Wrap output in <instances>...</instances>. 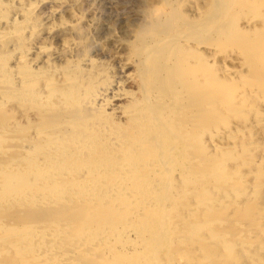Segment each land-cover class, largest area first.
Masks as SVG:
<instances>
[{
    "label": "rangeland",
    "instance_id": "1",
    "mask_svg": "<svg viewBox=\"0 0 264 264\" xmlns=\"http://www.w3.org/2000/svg\"><path fill=\"white\" fill-rule=\"evenodd\" d=\"M2 1L4 3L5 1L9 2V0ZM30 1L33 3L35 1L34 5H30L33 4L32 2L28 4V0L17 1L19 2L15 3V6L19 7L17 11L5 8L0 10V14L3 13L4 16L0 23H6L0 25V28L10 29L13 24L12 18L18 21L21 20V17L27 18V16H29L31 26L23 29L15 36L0 41V79L3 80L7 77L5 82H9L13 74L12 70L22 66L21 69L24 67L25 69L31 68L30 63L27 65L22 59L18 61L16 56L21 51L35 50L31 57L36 56L39 60L41 54L42 61L37 64L34 70L56 69L52 73L53 76L50 75L52 79L57 78L59 80V78H64L65 74V76L76 78L74 81L75 83L79 81L81 86L79 88H84L87 91L105 86L113 87L115 91L117 89V91L125 94L124 99H119L117 102L108 101L105 104H91V107L89 106L98 118L103 119L105 117L104 123L106 122L105 124H108L113 130L124 126L123 124L127 121L125 117L117 118L116 112L126 110L133 105L145 104L142 99L144 90L148 89L146 90L147 98L153 105H156L157 93L150 88L153 85V79L148 77L149 74L147 73L149 72L147 64L149 65V61L156 53H152L153 55L145 54L142 48L163 38L166 34L175 35L180 50L188 56L186 65L182 70L187 85L190 86L199 82L204 86L211 83L213 87L208 85L211 89L207 92V96H204V93L185 91L183 82L178 79L177 81L180 83L175 87L174 94L176 97L171 93V97L165 99L163 103L164 105L173 102L176 106L170 110H160L159 108L156 110L157 117L164 118V120H168V124L172 122L171 124H175L179 128V131H176V137L175 134L171 137L172 147L178 145L176 147L178 148L183 144L191 145L190 162L186 165L183 164V166L186 167L187 172L197 174L193 177L194 182L187 183L184 188L181 187V190L177 179L180 169L177 170L178 166H176V170L170 172L171 184L160 183L162 187L159 184L156 193H154L157 195L159 192L163 193L161 190H164L163 194L165 195L164 197L160 196V200L157 197L153 198L160 202L158 207L162 211L160 213L162 215L158 212L159 218L164 217L160 223L161 230L167 227L170 232L168 236H165L166 238L163 237V240L170 239L171 242L167 248H163L160 255L170 258V261H174L175 258V263L177 261L180 264H192V262H184V259H180L179 256L186 257V255L201 253L210 249L215 250L220 255L225 254L220 243L222 241L219 240L221 237L217 238L214 244L199 242L196 238V240L194 238L176 239L177 233L174 231L183 228L182 222L184 220H181V217L184 218L185 216V220L192 221L211 219L209 230L220 233L223 241H231L235 244V249L238 246L237 250L243 248L244 254L248 252L256 256L259 253L261 258H264V251L256 252L257 250L254 249L257 243L264 240V186L255 187L258 183L264 182V0H59L60 2L58 0H44L35 9L33 6H36L38 0ZM26 11L28 13L25 14ZM33 24H35L34 28ZM192 25L198 28L194 29ZM30 30L32 31L30 32ZM159 30L160 32H158ZM177 43L173 45L178 47L176 46ZM38 50L41 51L40 54ZM45 56L47 59H44ZM48 63L53 67L49 65L48 68ZM170 63L173 64L174 60H171ZM13 66L14 69H12ZM146 77L149 78L148 81ZM113 84L116 85H114L115 88ZM202 97H204L203 100ZM136 98L140 99L137 100ZM192 102L197 104L195 111L200 114L197 115L194 110H191L192 115L189 112L188 118L183 117L181 119L179 117V121L176 120V109L191 107ZM109 103L111 104L109 105ZM82 109L85 110V106ZM140 117L144 119L148 116L143 114L142 110ZM194 117L199 118L198 121L193 120ZM39 118L40 113L30 104H21L9 100L5 105L0 106V160L7 161L10 157L22 155L20 147L17 148V146L23 143H31L36 139L33 134H30V130L38 126ZM199 120L201 123H206L202 125V133L200 132L202 146L194 140L193 135L195 125L199 123ZM147 151L146 149L145 153ZM132 157L134 158L133 155ZM221 160L225 161L223 169L220 171L224 181L220 187L214 182L210 181L209 183L211 187L213 185L219 187L218 189L215 188L219 192L216 195L220 194L222 197L221 192L225 194L224 191H231L232 194L236 191H243L244 194L241 193V196L235 197L233 203L229 201L230 197H222L215 203H211L208 210H192L190 201L200 200L204 197L201 195V198H198L200 197L198 185L206 182V177L199 172L205 171L209 164ZM200 161L204 162L201 171H199ZM147 164L145 167L154 169L152 164V166ZM12 165L16 166L14 163ZM143 167L137 168L133 164L126 171L127 175L135 179L143 178L147 173L144 172L145 168ZM111 170L109 173L116 172ZM105 172L103 174L106 176L108 171ZM155 172H153V176L157 177ZM234 172L236 175H231ZM164 174L168 175L167 173ZM225 176L228 178L226 179ZM221 189L224 190L221 191ZM183 190L185 193H181ZM52 204L54 203L48 202L41 206L34 203V205H26L25 208V206L20 207L18 205L13 207L14 204L12 203V205L5 206L4 212L9 214V218L3 217L0 223L3 226L20 227L25 221L15 217L16 213L23 210L42 212L51 208ZM75 206L84 208L83 206L86 205L76 204ZM96 206L102 205L97 203ZM54 207H58V209L61 207V210L75 208L73 204L67 202H63L61 205L55 204ZM177 208H185L184 211L182 210L184 213L181 214V217L175 216L174 210ZM136 210L139 212V209H136L134 205H127L123 210L114 205V208H108L110 213L107 211L103 214L100 222H107L109 219L120 222L119 218L129 222L131 216L130 225H140L143 220H141L142 223H139L136 216L133 218V213H138ZM247 210L252 211L246 213ZM35 218L37 219L32 221L37 220V224L42 226L50 221L55 227L58 226L53 217H43L41 214L40 217ZM51 218L52 220H50ZM62 224H60L59 230L62 228ZM41 225L39 229H44ZM52 229L54 230V228H49V231ZM59 230L56 234L60 233ZM49 231L44 232L42 230V233L44 232L41 235L42 238L38 239V242L36 241V245L34 244L31 252L37 254L35 255V257L38 256L37 259L32 258L33 260L28 261L24 259L23 263L42 264L46 255L57 259V263L63 264H74L75 262L90 264L92 259L95 260L99 257L94 258L97 254L102 255L103 258L107 256L109 261L118 254H120L119 257L124 256L125 258H130L133 253L145 255V251L142 249L134 252L131 247H125L126 249L122 250V253H117L111 258L108 253L104 254L106 246L99 240L100 236L94 235L91 244L86 245L85 248L81 245V249L88 254H81L80 256L77 254L80 247L75 248L74 243L65 242L69 240L67 238H65L64 243L55 242L53 239L59 240V235L56 237L54 231ZM46 234H50V236ZM131 235L129 236L130 239L127 237L128 241L138 242L141 240L145 246L150 243L151 233L149 231L140 233L139 236ZM13 240L0 241V249L3 250L5 247L13 252L10 247ZM96 241L98 242L96 243ZM88 246L90 247L87 248ZM244 246H247L249 250ZM117 247L120 248V246ZM41 254H45L43 260L39 259ZM1 257L0 255V261L4 259V261L9 262L8 258ZM17 257H20L19 253ZM172 257L174 258L172 259ZM12 263L10 261L6 264ZM247 263L259 264L256 260ZM201 264H213V262L202 261Z\"/></svg>",
    "mask_w": 264,
    "mask_h": 264
},
{
    "label": "bare ground",
    "instance_id": "2",
    "mask_svg": "<svg viewBox=\"0 0 264 264\" xmlns=\"http://www.w3.org/2000/svg\"><path fill=\"white\" fill-rule=\"evenodd\" d=\"M17 1L21 2L22 0H9V2L5 1V3L0 0V10L5 8L7 10L17 11V8H19L15 6V3H19ZM31 2L32 1L28 0L27 3L29 4ZM43 2L44 0H38L36 6H33V9H35L39 4L41 5ZM34 3L30 5H34ZM26 5L25 7H27ZM26 13H28V11H26L25 14ZM22 14L24 15V13ZM3 18L4 16L2 13L0 14V20ZM27 18L21 17V20L18 21H16L15 18H12L13 24L10 26V29L0 28V41L13 35L15 36L17 33L23 31V29L30 28L29 16H27ZM2 24L5 25L6 23H0V25ZM34 25L35 24H33V28ZM192 26L194 29L198 28L194 27V25ZM31 31L32 30H30V32ZM158 32H160V30ZM174 36L175 35L172 34H166L163 38L143 46L142 48L145 54L153 55L152 53H156V55H153L149 61V65L147 64L149 70V72H147L149 74L148 77L150 76L153 79V85L150 88L157 93L156 100L158 101L155 102L156 105L154 104V106L153 103L148 100V93L146 92L148 89L144 90L142 99L145 104L139 106L133 105L126 110L116 112L117 118L125 117L127 121L123 124L124 126L114 130L113 128H110L108 124H105L106 122L104 123L103 119L105 117H103V119L98 118L94 115L95 113L92 112L90 107L91 104L101 105L103 103H107L108 101L117 102L125 96L123 92L117 91V89L115 91L113 87L109 88L105 86L92 91H87L84 88H79L81 87L78 83L79 81L75 83L74 79L76 78L74 77L65 76L64 74V78H59V80L57 78L52 79L50 75L56 69L51 68L48 70H34L37 64L42 61L40 50H38V53L40 54L41 60H38L36 56L31 57V55L35 53V50L21 51L16 56L18 61L22 59L27 63V65L30 63L31 68L28 67L29 69H25L24 67L21 69L23 66L21 67L20 64H18L21 68L14 69V66L12 67L14 71L12 70L13 74L9 82H5L6 79H8L7 77L3 80L0 79V106L5 105V103L9 100H13L21 104H30L32 108H35L37 112L40 113V123L38 126H35L30 130V134H33L36 139L31 141V143H23L20 144L21 146H17V148L20 147V150L22 151L21 156H14L13 158L10 157L7 161L0 160V221L3 217L9 218V214H5L4 211L5 206L12 205V203L14 204L12 205L13 207L18 205L20 207L25 206V208L26 205H34V203L41 206L46 205L48 202H52L54 204H52L53 206L51 208H47V210L42 212L23 210L16 213L17 215L15 217L21 218L22 221H25L20 227L3 226L2 223H0V241H9L10 239H14L10 246L13 249V252L10 251L11 249L8 250L5 247L3 250L0 249L1 258H8L9 262L11 261V263L13 262L15 264H22L24 259H26V261L33 259L36 260L38 256L35 257V255L37 254H33L31 252L34 248V244L36 245V241L42 238L41 235L44 234V232L49 231V228H54V230L52 229L50 231H54V235L56 237L59 235V240H53H55V242L59 241L64 243L65 238L69 239L65 242H70V244L74 243L76 245L75 248L80 247L77 253L80 256L81 254H88L81 249V245L85 248L86 245L91 244L92 236L94 235L100 236V239H98L105 244L104 246H106L104 254L108 253L111 258L113 255H117V253H122V250L126 249L125 247H131L134 252L138 249L145 251V255L143 256L135 255L133 253L131 257L129 256L130 258H128L127 255V258L123 255V257H119L118 255L120 254H118L110 261L106 258V255V257L103 258L101 257L102 255L97 254L94 258L97 256L99 257L95 258V260L92 259L90 264L178 263L177 261L175 263L174 257H172V259L174 258V261H170V258L168 259L160 255L163 248H167L171 242L170 239H167V241L163 240L170 232L167 227L164 230H161L162 228L160 227V223L163 221L164 217L159 218L158 216V212L159 214L162 212L159 210L158 205L160 202L158 200H160V196L164 197V190H161L163 193L159 192L157 195H154V193H156L155 191L160 183L164 184L163 182H166L164 185L169 183L171 184L172 179L170 177V172L172 173L176 170V166H178L177 170L180 169L178 172L179 178H177L179 181L178 186H180V188H184L187 183L194 182L193 177L197 176V174L189 171L187 172L186 167L183 166V164L186 165V163L190 162L189 151H191V145L183 144L178 148H176L178 145H176V147H172L171 137L173 134H175L176 137V131H179V128L175 124H171L172 122L170 125L168 124V120H164V118L159 116L157 117L156 110L158 108L160 110H170L172 107L176 106L173 102L164 105L163 103L165 99L171 97V93H175V87L180 83V80L183 82L182 85L186 88L185 91L204 93V96H207V92L210 91L211 88L209 86H213L211 83L208 84L209 86H204L199 82L193 83V85L190 86L187 85L188 83L185 81L182 70L186 65L188 56L180 50V46L176 42L178 40H176L177 38ZM174 43H177L176 46L178 47H175V45H173ZM46 56L44 59H47ZM50 58L52 59L53 56ZM171 60H174L173 64L170 63ZM47 65L49 68L50 64L48 63ZM148 79L149 78H147V81ZM178 79L179 81H177ZM84 82L82 81V83ZM109 85L111 84L109 83ZM114 85L115 84H113V86ZM174 97H176L175 94ZM203 99L204 97H202V100ZM110 104L111 103H109V105ZM191 104V107L180 110L174 108L177 110L176 120L179 121V117L181 119L183 117L188 118L189 112H191L192 115L191 110L195 111L197 104L194 102ZM84 106L85 110L82 109ZM109 109L114 110L113 108ZM142 110L143 114H146L148 117L144 119L140 117ZM195 113L197 115L200 114L197 111H195ZM171 117L173 118V115H171ZM194 119L198 121L199 118L197 119L194 117L193 120ZM194 123H196V121H194ZM203 124L206 123H201L199 120V123L195 125L193 132L195 137L194 140L201 146L200 132L203 128ZM142 129L143 131H141ZM146 149L148 150L147 153H145ZM224 162V160H221L213 164H209L206 170L204 169L205 171L202 172L201 169L204 167V162L200 161L199 171L201 172L199 173L206 177V182L198 185V188L200 189V197L198 198H201V195L204 197L200 200L190 201V203H192L190 205L193 208L192 210H208L211 203H215V201H218L222 197H230L229 201L233 203L235 197L241 196V193L244 194L243 191L241 192L239 190L240 192L236 191L234 194H232L231 191H224L225 194L221 192L222 197H220V194L218 195L219 197L216 195V193H219L216 189H218L221 186L220 184L224 181L222 178L223 176L220 174V171L223 169ZM13 163L16 164V166L12 165ZM147 163H149V165L152 164L154 169L151 170L150 168L145 167L148 165ZM133 164H135V167L137 168L144 166V172L147 173L143 178L135 179L127 175L128 173L126 171ZM111 169L116 172L109 173L112 171ZM105 171H108L106 176L103 174ZM153 172L157 174V177L153 176ZM235 172L231 175H236ZM164 173H167L168 175L166 176ZM225 178L227 179L228 177L225 176ZM210 181L214 182L219 187H215L216 185H213V183H211V185L214 187H211L209 184ZM208 186H210V190L208 189ZM263 186L264 182L255 185L257 188H261ZM223 190L221 189V191ZM181 193H185V190L181 191ZM153 197H157L158 200H155ZM204 198L206 203L203 201ZM63 202H67L71 205L73 204V207L75 208H65L61 210V207H59V209L58 207H54L55 204L61 205ZM97 203L102 206H96ZM76 204H81L82 206L88 205V207L83 206L84 208H82L75 206ZM114 205L118 206L119 209L122 208V210L123 208L125 209L127 205L136 206V209L138 208L139 212L137 210V214L132 212L133 218L136 216L139 223H142L141 220H143V223L140 225H130L129 222L132 220L131 216L129 217L130 219L126 218L130 220L129 222L126 219L125 222L122 218H119V220H121L120 222H115L113 219H109L107 222H100L103 214L107 213L108 208H114ZM173 208H175V206H173ZM182 210L184 211L185 208H177V210H174L176 214L175 216L181 217V214L184 213ZM251 211L247 210L246 213H251ZM41 214L43 217H53V220L58 223V226L55 227L51 221L43 226L41 224H37V220L32 221L33 219H37L35 217H40ZM127 215L129 216V214ZM181 218V220H184L182 222L183 228L177 231L173 230L177 233L176 239L183 240L186 238H196L199 242L214 244L217 241V238L219 239L221 237L219 240L222 241L220 243L222 244V249L225 253L220 255L215 250L210 249L205 250L204 252L202 251L201 253H195L192 255L189 254L186 255V257L182 255V257L179 256L180 259H184V262H192V264H201L202 261H205L206 263L213 262V264H232L234 262H237L238 264H248L247 262L256 260L259 264H264V258H261L259 253L255 256L253 253L249 254L247 252L248 255H245L247 253H243V248L237 250V246L235 249V244L229 240L223 241L220 233L212 230L210 231L209 226L212 222L211 219H202L204 221H192L185 220V216L184 218L183 216ZM50 220H52V218ZM64 221L65 223L62 224ZM31 224L33 225L31 226ZM60 224H62V228L59 230ZM40 225L45 230L39 229ZM42 230L44 231L43 233ZM58 230L60 233L56 234ZM148 231L151 233V237L149 238L150 243L147 244V246H145L141 240V242L127 240V237L129 238L131 234L139 236L140 233ZM207 231L208 233H206ZM46 235L50 236V234ZM153 241L155 242L154 244ZM97 242L98 241H96V243ZM117 246H120V248ZM89 247L90 246L87 248ZM244 248L249 250L247 246H244ZM254 249L257 250L256 252H263L264 240L263 242L260 241L257 243L254 246ZM18 253L20 257H17ZM43 256H45V254H41L39 259L43 260ZM3 261L4 259L0 262ZM56 261L57 259L55 260L46 255V258L43 261L44 263L42 264H63L61 262L57 263ZM9 262L4 261L2 264ZM74 264L80 263L75 262ZM178 264H180V262Z\"/></svg>",
    "mask_w": 264,
    "mask_h": 264
}]
</instances>
